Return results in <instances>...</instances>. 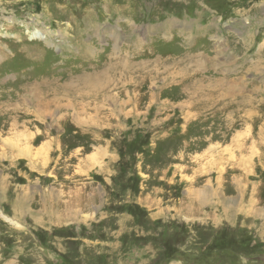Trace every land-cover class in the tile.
<instances>
[{"label": "rangeland", "instance_id": "rangeland-1", "mask_svg": "<svg viewBox=\"0 0 264 264\" xmlns=\"http://www.w3.org/2000/svg\"><path fill=\"white\" fill-rule=\"evenodd\" d=\"M84 76L104 93L61 97ZM255 186L264 0H0V264H264L185 210Z\"/></svg>", "mask_w": 264, "mask_h": 264}, {"label": "bare ground", "instance_id": "bare-ground-1", "mask_svg": "<svg viewBox=\"0 0 264 264\" xmlns=\"http://www.w3.org/2000/svg\"><path fill=\"white\" fill-rule=\"evenodd\" d=\"M144 12V11H143ZM152 19V18H151ZM127 26V24H126ZM38 34V33H37ZM133 34V33H132ZM36 35V34H34ZM37 36V35H36ZM135 45V44H134ZM128 54V53H127ZM128 58V57H127ZM127 58H125V62L128 60ZM184 58V57H183ZM182 58V60H183ZM177 59V58H176ZM176 59H174L176 61ZM173 60V61H174ZM180 61V60H179ZM185 61V60H183ZM193 61V60H192ZM128 62V61H127ZM169 62V61H168ZM186 62V61H185ZM183 63V62H182ZM195 63V62H193ZM130 64V62H129ZM169 64V63H168ZM177 64V63H176ZM175 64V65H176ZM124 65V64H123ZM173 65V64H171ZM178 65V64H177ZM170 66V65H169ZM187 66V64H186ZM185 66V67H186ZM189 66V65H188ZM125 68L118 67L117 66V70L113 75L108 76L109 78V83H114V82H122V84L125 83V81L128 79V77H131V66H124ZM184 68V67H183ZM191 69V68H190ZM176 70V69H175ZM174 70V72H175ZM184 70V69H183ZM178 71V70H177ZM192 71V70H191ZM130 72V73H129ZM173 72V71H171ZM187 72V71H186ZM185 72V73H186ZM189 72V71H188ZM195 72V71H193ZM168 73V72H167ZM197 73V72H196ZM111 74V73H109ZM173 74V73H172ZM178 74V72H177ZM182 74V73H180ZM189 74V73H188ZM175 75V74H174ZM185 75V74H184ZM191 76V74H189ZM182 76V75H180ZM183 77V76H182ZM188 77V76H187ZM176 78V77H175ZM84 80H89V81H82L79 80L78 83H76L75 85H73L71 87V83L68 84V90L65 92V94H63L61 97L64 98H69L72 97L73 100L71 101H75L77 96L79 98H84L87 99L86 97L88 96H97L99 93H104L103 91L98 90L99 87L97 89H95V87H97L100 83H97V79H93V78H89L84 76L83 77ZM107 80V78H106ZM105 80V81H106ZM171 80V79H170ZM175 80V79H173ZM105 81H103L102 83H104ZM126 84V83H125ZM120 83H117L114 87H118L120 86ZM109 86H107L108 88ZM89 88H92V92L87 91V95H85L82 91L83 90H88ZM81 89V90H80ZM148 89V88H147ZM78 90V91H76ZM142 90V89H141ZM145 90V89H144ZM125 93V96L128 95V92H123ZM104 96V95H102ZM71 99V98H70ZM12 118V117H11ZM12 120V119H11ZM7 121V120H6ZM13 122V121H12ZM9 123V122H8ZM7 126V125H6ZM240 179V178H239ZM222 181H219V184H221ZM240 183V182H239ZM238 185V184H237ZM258 185V184H257ZM221 186V185H220ZM218 187V186H217ZM222 187V186H221ZM240 187V186H238ZM252 188V187H251ZM257 186H255L253 188V191L255 192L254 194H251L248 198V206H249V211L247 210H243L242 207V211H237V213L240 215L237 217L238 214H236V212H233L234 209L231 208H225L223 207V209H220L219 211H215L216 208H214L212 206L211 210H208L207 212H200L196 207H186V211L189 215H194L196 217H198L199 215H204L206 217H210V219H212L213 221H215V218H218L217 221H221V222H225L226 220L228 221L226 224L230 225L231 227H236L238 226L240 223L244 226V227H248L250 229V231L255 232L256 237L257 238H261L264 235V214L261 208V204H263L264 202V197L260 198V194L256 193L255 190H257ZM259 192V191H258ZM263 194V193H262ZM241 197V196H240ZM244 201V200H243ZM245 203V202H243ZM197 207L201 208V209H207L208 207H210V205H213V203H211L210 205L205 204L202 200H198L196 202ZM204 207V208H203ZM210 209V208H209ZM216 209V210H218ZM247 209V207H246ZM242 215V216H241ZM225 220V221H224ZM210 222V221H209ZM212 224V223H211ZM222 225V224H221ZM206 226V225H205ZM228 226V227H230ZM221 227V226H220ZM217 228V227H216ZM238 231V230H237ZM192 233V232H191ZM256 245V244H255Z\"/></svg>", "mask_w": 264, "mask_h": 264}]
</instances>
